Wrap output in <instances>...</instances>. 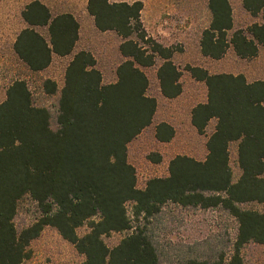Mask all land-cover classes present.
Segmentation results:
<instances>
[{
    "label": "trees",
    "instance_id": "obj_1",
    "mask_svg": "<svg viewBox=\"0 0 264 264\" xmlns=\"http://www.w3.org/2000/svg\"><path fill=\"white\" fill-rule=\"evenodd\" d=\"M207 1L211 23L202 33V55L221 60L233 48L241 59L258 57L264 46V23L234 30L230 0ZM243 7L264 20V0H243ZM143 10L139 0L88 2L96 28L115 32L123 40L119 48L123 61L117 81L111 84L104 83L90 51H76L80 24L71 13L54 16L38 0L22 12L27 28L18 35L14 50L31 72L47 70L55 57L72 59L60 91L56 128L51 112L35 105L24 80L12 83L0 104V264H24L31 257L30 245L48 227L85 257L82 264H162L145 223L169 203L221 208L239 224L229 258L224 254L214 263L191 259L181 264H245L243 248L264 245V81L249 83L242 74H211L188 66L191 77L207 87V102L192 110L193 127L205 135L211 121L217 120L207 141V157L199 161L179 155L170 162L169 176L150 179L144 189L138 188L129 146L154 124L159 108L157 99L148 95L150 79L143 68L155 66L159 58L162 95L172 100L184 92L174 51L148 38ZM44 89L49 95L59 90L52 80L44 83ZM175 137L169 123L156 126L158 142L170 143ZM233 144L238 146L242 171L236 182ZM148 159L154 164L162 161L158 154ZM25 199L36 204L39 215L19 231L15 219ZM251 203L262 210L242 207ZM85 225L89 232L80 236L78 230ZM113 233L127 235L110 248L104 237Z\"/></svg>",
    "mask_w": 264,
    "mask_h": 264
},
{
    "label": "rangeland",
    "instance_id": "obj_2",
    "mask_svg": "<svg viewBox=\"0 0 264 264\" xmlns=\"http://www.w3.org/2000/svg\"><path fill=\"white\" fill-rule=\"evenodd\" d=\"M34 0H0V104L6 100L9 86L17 80L27 82L36 106L51 112L53 128L60 91L65 84L67 67L72 57L53 60L51 66L40 73L31 72L17 57L14 44L25 28L22 18L24 9ZM54 7V12H71L75 5L84 0H44ZM132 3L134 0H121ZM144 4L143 26L149 37L165 48L174 51L173 61L182 72L181 82L184 92L176 100L168 101L161 94L158 69L155 66L143 68L150 79L148 95L158 100L159 111L155 124L167 120L176 127V137L170 143H160L155 138V125L147 129L129 146V161L136 168L138 188L144 189L153 178L169 176L172 159L181 155L196 160L206 159L207 141L213 133L216 121L210 124L205 135H200L190 122L191 111L207 98L205 84L195 82L187 71L188 66L207 69L212 74L228 73L239 75L246 72L253 80L264 78V48L261 56L254 60H243L230 50L221 60L205 58L200 50L203 31L211 23V13L207 0H139ZM233 9L234 30H247L254 23H264L262 17H253L243 7V0H230ZM234 31L229 33L231 37ZM85 31L76 51H90L98 61L104 83L117 81V68L123 61L119 47L122 40L111 35H94L88 38ZM145 47L149 45L143 43ZM258 60V61H257ZM262 60V63H259ZM52 80L57 83L58 93L49 95L44 83ZM152 154L161 156L159 164L148 158ZM231 167L233 179L238 181L242 175L238 163V146H231ZM245 209L261 211L256 203L242 206ZM132 216V205H128ZM37 207L30 199H25L19 208L15 224L19 231L33 224L38 218ZM145 223V222H144ZM137 225V224H135ZM144 225V224H143ZM160 253L162 264H181L191 259L214 263L224 255L232 253L237 239L239 224L228 212L221 208L203 210L183 208L175 204L165 205L161 212L145 223ZM89 232L88 225L78 230L80 236ZM127 233H113L104 237L108 247L117 246ZM31 257L24 264H82L85 257L75 247L65 241L53 228L48 227L41 237L32 242L29 248ZM245 264H264V245L251 243L242 250Z\"/></svg>",
    "mask_w": 264,
    "mask_h": 264
},
{
    "label": "crops",
    "instance_id": "obj_3",
    "mask_svg": "<svg viewBox=\"0 0 264 264\" xmlns=\"http://www.w3.org/2000/svg\"><path fill=\"white\" fill-rule=\"evenodd\" d=\"M34 1H36V0H34ZM34 1H32V2H34ZM38 1H41L43 4H45L46 6H48L49 8H50V10H51V12H52V14L54 15V16H57V15H60V14H64V13H71L77 20H78V22H79V24H80V39L81 38H84V34H85V31H87L88 32V34H89V37L88 38H92L94 35H111V37H114V38H119V39H121V37H119L115 32H111V31H109V32H100L97 28H96V26H95V20H94V18L89 14V12H88V2H89V0H84L83 1V4L82 5H80V6H77V5H75V8H74V10L73 11H71V12H61V13H56V12H54L55 10H54V7L52 6L51 7V5H48L47 3H45V1L44 0H38ZM136 1H138V0H134L132 3H134V2H136ZM31 2V3H32ZM110 2L111 3H121V2H125V1H121V0H110ZM30 3V4H31ZM127 3H129V2H127ZM132 3H129V4H132ZM28 6V5H27ZM26 9V8H25ZM24 9V10H25ZM143 13V12H142ZM142 23H143V20H142ZM25 25H26V23H25ZM25 28H27V25L25 26ZM40 33H42L46 38H48L49 36H48V33H46L43 29H37ZM148 35V34H147ZM148 38H150L149 37V35H148ZM122 40V39H121ZM80 42V41H79ZM122 42H123V40H122ZM122 42H121V44H122ZM158 43V42H157ZM79 44V43H78ZM161 45V44H160ZM120 48V47H119ZM264 48V46H261L260 47V49H259V55H258V57H256V58H253V59H243V60H254V59H258L260 56H261V53H262V49ZM200 50H201V48H200ZM230 50H232L234 53H235V51L233 50V48H231V49H229V51ZM228 51V52H229ZM228 54V53H227ZM226 54V55H227ZM236 54V53H235ZM225 55V56H226ZM237 56V55H236ZM238 57V56H237ZM56 58V57H55ZM206 58V57H205ZM209 59V58H208ZM157 60H159V58L157 59ZM162 61V60H161ZM218 61V60H217ZM258 61V60H257ZM259 63H262V60H259ZM207 70V69H206ZM211 73V72H210ZM212 74V73H211ZM219 74H222V73H219ZM242 75H244L245 77H246V79H247V81L249 82V83H252V82H255V81H264V78H262V79H257V80H253V79H251L250 77H249V75H247V73L246 72H243V73H241ZM193 79V78H192ZM194 80V79H193ZM195 81V80H194ZM195 82H197V81H195ZM197 83H202V82H197ZM202 84H204V83H202ZM162 94V93H161ZM164 97V96H163ZM165 98V97H164ZM179 98V97H178ZM178 98H176V99H178ZM165 99H167V98H165ZM176 99H172V100H176ZM168 101H172V100H170V99H167ZM158 101V100H157ZM205 102H207V98H206V100L203 102V103H205ZM159 104V103H158ZM158 111H159V108H158ZM157 115H158V112H157V114H156V116H155V120H154V124L153 125H155V133H156V126L158 125V124H160V123H162V122H166V123H169L170 125H172L173 127H174V129L176 130V127H175V125H173L171 122H169V121H167V120H164V121H160L159 123H157V124H155V121H156V118H157ZM214 121H216V124H217V120H212L211 121V123H213ZM190 122L192 123V111H191V117H190ZM210 123V124H211ZM216 124H215V127H216ZM152 125V126H153ZM210 126V125H209ZM150 128V127H149ZM148 128V129H149ZM208 129V128H207ZM214 130H215V128H214ZM146 131V130H145ZM144 131V132H145ZM143 132V133H144ZM214 132V131H213ZM142 133V134H143ZM141 134V135H142ZM140 135V136H141ZM139 136V137H140ZM138 137V138H139ZM136 141V140H135Z\"/></svg>",
    "mask_w": 264,
    "mask_h": 264
}]
</instances>
